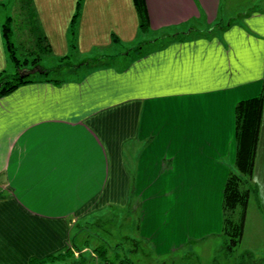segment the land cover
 Wrapping results in <instances>:
<instances>
[{"label": "crops", "instance_id": "1", "mask_svg": "<svg viewBox=\"0 0 264 264\" xmlns=\"http://www.w3.org/2000/svg\"><path fill=\"white\" fill-rule=\"evenodd\" d=\"M80 1L30 0L54 59L70 53ZM11 2L0 0L1 76L12 63L4 35ZM224 3L232 0H145L150 34L209 31L153 45L122 67L38 78L0 98V264L46 263L90 212L131 192L150 195L140 238L157 257L222 236L236 107L264 95V8L232 16ZM81 8L82 55L136 47L135 0H83ZM253 184L264 203V112ZM165 194L167 218L156 213Z\"/></svg>", "mask_w": 264, "mask_h": 264}, {"label": "rangeland", "instance_id": "2", "mask_svg": "<svg viewBox=\"0 0 264 264\" xmlns=\"http://www.w3.org/2000/svg\"><path fill=\"white\" fill-rule=\"evenodd\" d=\"M80 2L83 5V0ZM10 4L8 16L12 18L4 17V21L6 20L5 24L9 22V27H11L10 42L14 47L16 61L18 60L19 64L15 66L10 62L0 78L40 68V72L26 76V78L31 80L38 78L64 79L73 78L96 66L122 67L125 61L146 53L149 48L154 47L153 45H159L174 37L184 38L183 36L187 34L191 37L205 34L208 30L195 27L179 34H174L175 32L171 31L169 34L164 33L163 35L142 31L141 37L133 44L136 47L132 49H130L132 45L126 47L122 44H115V47L111 49L82 55L77 50V45L75 50L72 47L73 36L70 28L68 39L72 50L70 49L68 57H65L64 60L62 58L54 59L53 56H49L46 49H43L44 35L37 17L33 15L30 0H12ZM227 4L229 5L230 2ZM227 4L224 3L223 9L232 12V16L240 12L264 8V0H232L230 6ZM77 34L76 29V42ZM6 45H8L7 42ZM102 55L104 57H99ZM124 55L129 56L124 57ZM72 68H79L78 73L67 74V71H72ZM252 184L251 182L249 186L251 187ZM144 196L135 192L120 194L118 195L120 200L117 196L114 197V204L95 208L84 222L81 221L72 229V241L62 253L56 256L58 258L44 264H71L74 262L102 264L98 258L102 249L107 250L108 258L114 264L124 258H129L133 262L138 261L140 264H264V203L261 202L259 196L255 194L250 196L243 240L233 253L226 252V248H224L228 241L227 238L218 236L207 241L190 242L177 253L163 258L155 256L151 245L143 243L144 240L140 238L142 235L140 221L143 210L147 208L146 205H143L144 199L150 195ZM158 198L161 208L156 209V213L167 218L169 210L166 211L165 202H170L171 195H159Z\"/></svg>", "mask_w": 264, "mask_h": 264}, {"label": "trees", "instance_id": "3", "mask_svg": "<svg viewBox=\"0 0 264 264\" xmlns=\"http://www.w3.org/2000/svg\"><path fill=\"white\" fill-rule=\"evenodd\" d=\"M140 13V29L146 32L148 30V15L146 11L145 0H135ZM82 3L79 2L76 14L71 24V34L73 36V49H76V29L81 15ZM12 33L9 22L4 25V35L7 41L10 59L15 66H18V60L14 53V47L10 42ZM75 44V45H74ZM64 60V59H63ZM40 72V68L38 69ZM31 82L29 78H21L20 72L13 76H5L0 79V98L7 96L19 86ZM264 112V95L258 98L242 101L236 107V142L237 153L234 170L231 171L223 196V228L222 236L226 237V252L233 253L244 236L247 212L251 194L256 195V187L253 183V174L255 168L258 143L261 132L262 118ZM247 187V188H245ZM99 260L102 264H114L108 258L107 250H101ZM67 254V253H66ZM63 257V256H62ZM58 257H52L49 261ZM72 264H81L74 262ZM117 264H134L129 258H124Z\"/></svg>", "mask_w": 264, "mask_h": 264}, {"label": "water", "instance_id": "4", "mask_svg": "<svg viewBox=\"0 0 264 264\" xmlns=\"http://www.w3.org/2000/svg\"><path fill=\"white\" fill-rule=\"evenodd\" d=\"M37 71H38V69H35L33 71H24L20 75H21V78H24V77L29 76L31 74H35Z\"/></svg>", "mask_w": 264, "mask_h": 264}]
</instances>
